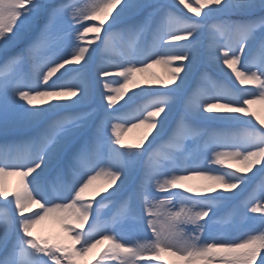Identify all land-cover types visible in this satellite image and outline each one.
<instances>
[{
	"label": "snow or ice",
	"instance_id": "1",
	"mask_svg": "<svg viewBox=\"0 0 264 264\" xmlns=\"http://www.w3.org/2000/svg\"><path fill=\"white\" fill-rule=\"evenodd\" d=\"M148 32L147 50L133 48L119 63L97 59L117 33ZM201 49L250 87L185 95ZM0 53V127L33 130L26 156L19 145L0 148V264H264V183L249 190L264 178V119L252 108L264 105V0H91L83 8L79 0H0ZM29 64L32 75L22 77ZM159 64L167 81L149 73ZM199 121L244 131L206 143L191 162L159 153L164 138L198 136ZM141 127L125 144L123 134ZM8 176L19 177L11 191ZM193 179L206 183H186ZM125 193L124 214L104 221L99 208L116 207ZM48 218L62 235L34 233ZM128 219L135 242L122 231Z\"/></svg>",
	"mask_w": 264,
	"mask_h": 264
},
{
	"label": "rangeland",
	"instance_id": "2",
	"mask_svg": "<svg viewBox=\"0 0 264 264\" xmlns=\"http://www.w3.org/2000/svg\"><path fill=\"white\" fill-rule=\"evenodd\" d=\"M91 3V0H79V6L81 8L85 7L87 4ZM181 8H183V6H180ZM184 13L186 15H191L190 13H187V10L184 9L183 10ZM193 19H197L196 17H192ZM85 23L91 24V21H87ZM107 26V25H105ZM103 34V33H102ZM119 33H117L116 35H114V38L119 39L118 36ZM91 35V34H89ZM201 42L202 45L206 48L208 43H209V36H208V31L207 29L205 30V35L201 38ZM23 45L22 44H18L16 46L15 49H13V51H19L20 48H22ZM137 47H143V44L138 42L137 45L135 46V48ZM37 56H41V58L43 59V54L42 53H36ZM3 57V53H0V59H2ZM103 58L104 60L107 61H111L113 63H119L122 59V56L119 55V53L116 50H111L110 46H108L107 50H105L102 53H97V59L99 58ZM165 68L168 71L167 66L163 65V64H159V65H153L152 68L149 69V73H154L156 76L161 77L163 79H165L166 81L168 80V75H166L164 73ZM27 72L32 73V68H31V64H29L27 67H25L20 75L22 77H28L27 76ZM224 72L228 73V76L224 75ZM93 78H95L94 76V69H93ZM182 75V74H181ZM147 76V74H138L137 78L140 80H143L144 77ZM229 77H231V83L229 81ZM202 83H204V85L207 87V92L209 95L214 94L216 91V87L219 84H230V86L233 87H250V86H240L238 84V82H235V78L233 76H231L230 70H228L227 68L223 69V72L220 70V68H218L215 64H211L209 63L205 56L203 55V49H201V55L199 58V61L189 79L187 88L185 90V95L189 92H193V90H196L198 92V94H202L201 93V89L200 86L203 85ZM146 86V85H145ZM154 87H157V85H153ZM171 87H175V85H171ZM130 94V93H129ZM123 101H121L122 103ZM36 104H40L41 101L39 99H37L35 101ZM258 105L260 104H256L253 105L252 108L254 111H256L257 113L259 112L258 109L256 108ZM119 105H117L118 107ZM264 106V105H263ZM180 108H177L176 111L173 113V116L170 119V127L174 126L175 120L179 114ZM163 115V114H162ZM205 115H209V114H205ZM213 115V114H211ZM263 117H261L262 119ZM255 122V121H254ZM257 127H259V125H257ZM197 128L199 129V132L201 134V132H205V136H208L206 139H201L203 136H201L200 134L198 136H196L194 139L189 137V138H184L181 143H177L175 141H168L167 138H164V142H162L159 146V153H163L164 151H169L170 153H172V155L176 156L177 159H179V161H182L184 159L185 156H181V153L184 151H181L182 149H186V152L189 153L186 155L188 156V160L189 162H191V160L193 158H197L199 155L202 156V154L205 153L206 150H204V148H200V150L198 149L200 146V142L201 144H211L213 143V140H216L220 137H224V136H231V135H241L244 131V126L243 125H236V124H228V123H223V122H214V121H199L197 122ZM20 129V130H17ZM23 130H28L30 131L31 129L26 127V126H19V127H10L8 129H4L3 127H0V137L2 136L3 138L5 137V135H12V134H16L18 131H23ZM144 132V128H133L130 129L128 131H126L123 134V141L125 144H134L136 143L139 138L141 137V135ZM108 134H111V130L109 129ZM0 138V142L2 141L3 138ZM176 143L180 144L181 149L179 150V154H175V151H173V149L176 147ZM164 150V151H161ZM198 149V150H197ZM201 153V154H200ZM208 156H211L212 153L208 152L207 153ZM200 159V158H199ZM213 167H217V166H213ZM232 167H241V165L237 164V163H233ZM249 175H251V173H249ZM5 186L8 188L9 191H11L15 185H17L18 181H19V177L18 176H8L5 177ZM104 183L103 180H99L95 182V185L93 187H97V186H102ZM188 185H197V184H201V183H206L205 181H201V180H197V179H193L190 181L186 182ZM264 183V178L262 177H257L252 185L249 186V190L251 191L253 188H255L257 191L260 188V185ZM175 191H181V190H175ZM92 192V189H89L88 192H86V196L89 195ZM158 196H164L166 194H161V193H155ZM106 195V194H105ZM121 197L123 199H121ZM97 199H100V197H97ZM127 199V193L123 194L120 197H117L116 200L121 201V205H127L125 203ZM118 206V205H117ZM112 207V204H108L106 207L103 208H99V214L102 215V213L104 211H106L105 213H108L110 211V208ZM167 207L169 208H173L172 205H168ZM180 207V203L179 201H176L175 203V207L173 208V210H178ZM225 214V212H222ZM221 213V214H222ZM249 215H256L258 216L259 214H249ZM89 223H91V221H89ZM135 224V221L132 219H128L127 221L123 222V227L124 230H129V233L127 235H130L129 237L133 240V242H135L136 240L140 239L139 235H135V232L133 231V225ZM248 226L250 227H256L258 226V222H248ZM87 227V226H86ZM194 226L192 225H188L186 227V230L193 228ZM222 227H225V225H222ZM35 234L41 235L42 237H47V238H55L58 235H62L61 233V229H60V225L58 223V221H56L53 218H48L47 220L43 221L38 229L36 231H34ZM148 234L151 236V232L149 230ZM95 253L89 254V256L86 258L89 262L92 261V258L94 256ZM165 260L167 259H171L170 257L165 256L164 257ZM108 264H117V262L115 261H110L108 262ZM154 264H157V262H154Z\"/></svg>",
	"mask_w": 264,
	"mask_h": 264
},
{
	"label": "bare ground",
	"instance_id": "3",
	"mask_svg": "<svg viewBox=\"0 0 264 264\" xmlns=\"http://www.w3.org/2000/svg\"><path fill=\"white\" fill-rule=\"evenodd\" d=\"M225 69V68H224ZM164 73L166 74V75H168V71H167V69L165 68V70H164ZM257 109H258V114L260 115V117H263L262 119H264V106L263 105H258L257 107H256ZM213 115H215V114H217V113H212ZM16 186V185H15ZM14 186V187H15ZM33 208H35V206H33ZM38 227H39V225L36 227V229H34V231H36L37 229H38ZM101 247H103V246H101Z\"/></svg>",
	"mask_w": 264,
	"mask_h": 264
}]
</instances>
